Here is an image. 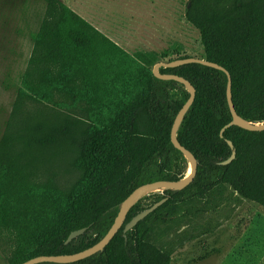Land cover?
I'll list each match as a JSON object with an SVG mask.
<instances>
[{
  "label": "trees",
  "instance_id": "1",
  "mask_svg": "<svg viewBox=\"0 0 264 264\" xmlns=\"http://www.w3.org/2000/svg\"><path fill=\"white\" fill-rule=\"evenodd\" d=\"M42 1L46 14L0 141V248L7 264L86 251L106 236L137 188L179 181L185 171L171 142L190 97L185 87L157 79L62 1ZM185 18L199 32L201 59L230 74L238 116L263 124L264 0H188ZM48 61L55 78L38 71ZM160 73L182 77L196 91L177 136L198 162L196 178L181 192L164 191L153 205L166 202L125 235L126 224L145 211L132 207L103 252L72 264H171L172 249L150 238L154 227L159 238L172 229L176 208L202 202L192 206L196 218L236 197L264 208V132L232 127L220 137L232 121L225 73L197 64ZM58 83H76L75 91L43 90ZM228 142L236 157L224 166L233 154Z\"/></svg>",
  "mask_w": 264,
  "mask_h": 264
},
{
  "label": "rangeland",
  "instance_id": "2",
  "mask_svg": "<svg viewBox=\"0 0 264 264\" xmlns=\"http://www.w3.org/2000/svg\"><path fill=\"white\" fill-rule=\"evenodd\" d=\"M9 1L0 0V7ZM30 1L44 5L40 0ZM73 1L82 15L92 17L103 34L152 72L158 63L203 58L199 32L185 18L188 0H72V4ZM9 25L8 20L0 22V141L27 55L17 53L23 39ZM23 42L29 46L28 41ZM15 57L23 60L16 63ZM15 65L17 68H13ZM29 109L34 111L36 107L29 105ZM185 161L180 180L191 171L189 161ZM163 193L160 189L146 192L134 206L139 204V210H146ZM230 193L231 189L227 196ZM192 206L201 207L202 202L176 208L170 217L174 225L161 238L158 228H153L150 241L172 249L171 264H264V208L236 197L220 209L194 218ZM0 264H7L1 248Z\"/></svg>",
  "mask_w": 264,
  "mask_h": 264
},
{
  "label": "water",
  "instance_id": "3",
  "mask_svg": "<svg viewBox=\"0 0 264 264\" xmlns=\"http://www.w3.org/2000/svg\"><path fill=\"white\" fill-rule=\"evenodd\" d=\"M190 64H197V65H202L206 67H210L213 69H216L218 71H221L225 73V75L228 78V84H227V101L229 105V109L232 115V121L226 125L220 133V137L223 139L225 132L232 128V127H238L242 130L248 131V132H257L261 133L264 132V123L263 124H251L243 119H241L233 104L232 100V79L230 74L221 66L211 63L207 60L204 59H196V58H187L183 60H178V61H172L168 63H158L154 69H153V75L163 81H175L185 87V90L189 93L190 97L186 104L182 107V109L179 111L177 114L175 121L172 126L171 130V142L173 146L175 147L176 150L182 153L183 157L189 161L190 164V174L187 178L179 181H157L154 183L146 184L143 185L139 188H137L122 204L120 212L115 219V222L109 232L106 234V236L96 245L93 247L87 249L86 251L75 254V255H66V256H42V257H37L34 259H31L23 264H42V263H56V264H72L76 263L85 259H88L98 253L103 252L108 245L111 243V241L115 238V236L120 232L122 227L124 226L128 213L130 212L131 208L134 207V204L136 203L137 199L142 193L150 192L152 190H164V191H176V192H181L185 190L187 187H189L193 181L196 178L197 175V169H198V162L194 155L189 152L186 148H184L178 141V131L180 129V126L190 110L191 106L193 105L195 101V96H196V91L194 87L186 81L182 77L174 76V75H162L160 73V69H173V68H178L182 67L185 65H190ZM228 145L230 148L233 150V154L229 160L226 162L222 163V165L226 166L229 165L236 157V152L234 151L233 144L231 142H228ZM166 200H163L155 205H153L151 208L146 209L142 213L138 214L136 217H134L128 224H126L124 228V234L126 235L129 231L134 229L141 221H143L146 217H148L150 214H152L154 211H156L160 206H162ZM87 229H82L79 231H75L70 234L66 241V245H69L72 243L74 240L78 239L82 235L85 234Z\"/></svg>",
  "mask_w": 264,
  "mask_h": 264
},
{
  "label": "crops",
  "instance_id": "4",
  "mask_svg": "<svg viewBox=\"0 0 264 264\" xmlns=\"http://www.w3.org/2000/svg\"><path fill=\"white\" fill-rule=\"evenodd\" d=\"M28 1L27 0L25 1L24 0H10L9 4L4 6V8L0 7V14L4 16V21L0 20V22L5 24L6 20L10 21V25L8 26V28L11 29V31L12 29L13 30L15 29L17 31L16 33L18 34L19 38L23 39V41H28L29 43L27 44H29V46L31 43V46L29 48V46L27 47L26 43L22 41L20 49L17 52L20 54L21 53L27 54L25 57L26 59H24V66H23L24 68H22L23 70H22L21 79H20L19 88L17 90V93L19 89L21 88L22 79L24 75L26 74L27 69L29 67V63H30V60L33 54L36 39H37L38 33L40 31L42 22L46 14V5L42 0L40 1H42L44 5L39 4L37 1H30V2ZM60 1L65 3L73 12L78 14L81 18L86 20L92 27L100 31V28L93 23L92 17L90 18V17H86L82 15L77 10V8L74 7V1H73V4H72V0H60ZM1 15H0V18L2 17ZM116 44L119 45L118 43ZM15 58H16V61H15L16 63H19V60H23V59H18V57H15ZM48 62L50 63V65L46 67H45L44 62H43V66H41L40 64L37 67L38 71L43 69V71L47 73L48 78H55L57 68L54 67L53 61H48ZM13 68H17V66L15 65ZM75 88H76V83H73V84L68 83L67 85L58 83V84H53L51 86L46 85L43 88V90L46 92H56L57 93L61 89L62 91L70 93L72 90L75 91Z\"/></svg>",
  "mask_w": 264,
  "mask_h": 264
},
{
  "label": "bare ground",
  "instance_id": "5",
  "mask_svg": "<svg viewBox=\"0 0 264 264\" xmlns=\"http://www.w3.org/2000/svg\"><path fill=\"white\" fill-rule=\"evenodd\" d=\"M189 173V172H188ZM190 174V173H189ZM189 176V175H188ZM141 196H143V193L137 198V199H140L141 198Z\"/></svg>",
  "mask_w": 264,
  "mask_h": 264
}]
</instances>
